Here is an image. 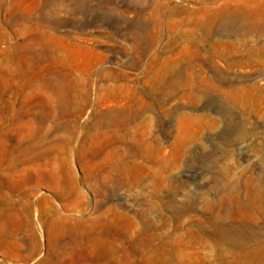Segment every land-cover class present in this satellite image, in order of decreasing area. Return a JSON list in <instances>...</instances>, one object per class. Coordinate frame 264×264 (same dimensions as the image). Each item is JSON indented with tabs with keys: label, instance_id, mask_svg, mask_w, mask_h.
I'll list each match as a JSON object with an SVG mask.
<instances>
[{
	"label": "rangeland",
	"instance_id": "374dc122",
	"mask_svg": "<svg viewBox=\"0 0 264 264\" xmlns=\"http://www.w3.org/2000/svg\"><path fill=\"white\" fill-rule=\"evenodd\" d=\"M233 9L263 25L217 28L194 55L191 20ZM0 11V264H264V0H2ZM35 35L69 42L64 59L28 67L15 46ZM51 71L78 81L67 114L42 86ZM121 85L140 99L129 139L141 156L98 126Z\"/></svg>",
	"mask_w": 264,
	"mask_h": 264
},
{
	"label": "bare ground",
	"instance_id": "6f19581e",
	"mask_svg": "<svg viewBox=\"0 0 264 264\" xmlns=\"http://www.w3.org/2000/svg\"><path fill=\"white\" fill-rule=\"evenodd\" d=\"M0 4H2V0H0ZM174 9L177 12L181 11V8L179 7H176ZM42 18L47 19L48 15H44L42 16ZM244 18H245L244 13L235 9L218 10V11H214L213 13H208L207 15L203 11L201 16L197 17L194 20H191V22L196 24L202 32V37L200 39L192 38L190 40L191 46L194 47V55L200 56V53L198 52V48L201 47L204 42L210 39V37L213 35L214 31L217 28L226 30L228 31L229 34H241L243 30H255L263 25L261 20L257 17L254 18L253 22L248 21V23L244 24L241 22V20ZM9 19L11 22H16V23L28 22L30 21V15L13 13L9 17ZM1 28L2 25L0 22V33L2 35ZM26 35H30L29 28H25L24 31L22 32V36H26ZM42 36L43 35H35L30 40L28 39L29 41H22L16 44L15 46L16 49L19 51L20 56L27 61L28 67H32L35 64H40L46 61L61 62L62 59H64V57L67 54V48L69 46L68 44L69 42H65L63 46L58 47L54 43L44 41ZM53 38H55V36H53ZM74 46H76V48L83 49L82 46L80 45L76 44ZM178 67L179 66L176 65L169 68L171 69L170 72L172 71L179 72L180 70L178 69ZM49 74L50 75L43 77L42 86L46 89L47 88L50 89L54 93L52 96V100L55 103V106L58 109L59 114L62 113L67 114L71 111V108L73 107L74 98H75V94L73 93V87H74V83L78 81L72 77L73 76L72 71H66L61 73L57 71H51ZM110 90L111 91H109V93L112 98L111 105L102 115L100 121L98 122V126L99 127L106 126L107 130L103 133V135L105 137L107 136V134L109 135L108 142L110 144L120 143L124 147L129 148V150H131L132 152L134 151L135 154L141 156L143 153L140 144L133 145L129 139V126H130L129 124L132 123V121H137L142 114L141 106L139 107L140 99H135V101L133 102L128 100L127 89L123 85ZM156 90L157 89L154 88V92ZM32 92L33 91H30V95L32 94ZM46 117L47 114L44 113V115H42L41 117V121H44ZM120 154L124 156L123 152ZM127 163L128 162L124 163V167H126ZM107 179L111 180L112 178L106 175L104 177V182H106ZM66 226L67 223H65V227ZM217 230L220 234L226 233L225 229H223L221 225H218ZM245 230L246 227L244 225L237 224L230 226L229 231L236 236V238L233 240V243L235 245L241 243L242 240L240 238L243 237L241 234ZM261 231L264 232V228ZM101 233L102 234L108 233V229H103ZM253 233H258V232H253ZM219 260L220 263L222 264L227 261V258L221 257Z\"/></svg>",
	"mask_w": 264,
	"mask_h": 264
}]
</instances>
